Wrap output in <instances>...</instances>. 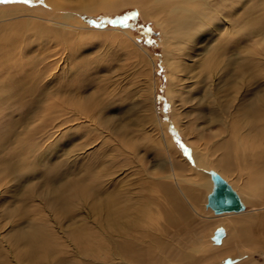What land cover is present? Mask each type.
Wrapping results in <instances>:
<instances>
[{
    "label": "bare ground",
    "instance_id": "obj_1",
    "mask_svg": "<svg viewBox=\"0 0 264 264\" xmlns=\"http://www.w3.org/2000/svg\"><path fill=\"white\" fill-rule=\"evenodd\" d=\"M236 2L34 0L32 4L0 3V100L12 99L15 105L24 108L29 100V112L35 114L36 121L29 131L34 147L45 146L43 138H51L50 130L54 129L60 131L61 136L68 132L73 138H83L71 150L73 152L93 143L112 141L136 149V145L125 143L123 137L114 134L117 127L109 124V116L105 114L119 95L112 86L115 81L109 82L112 76L105 77V83L96 79L89 73L88 68H93L89 67L90 61L77 56L80 40L86 43L93 34L102 39L106 37L104 32H95L101 28L91 16L100 12L121 13L126 5L139 9L141 18L153 21L161 31V63L169 73L167 91L173 107L171 116L191 147L189 158L179 149L169 122L158 109V81L153 76L155 58L138 42L131 29L111 27L124 32L139 47L133 49L134 53L148 61L152 72V78L150 73V78L140 84L139 97L134 99L133 105L149 111L148 121L152 124L161 166L155 173H146L158 181L154 180L159 186L156 196L146 195L131 202L125 195L116 197L94 188L113 172L118 162L109 163L100 158L95 162L99 167L95 171L97 180L88 185L81 184L86 181L83 178L71 180L69 192H56L53 204L60 207L57 213H68V210L73 211L69 208L73 201L77 205L90 201L92 206L85 202V212L94 211V221L102 230L105 227L118 229L119 241L111 242L108 237L103 240L96 230L85 224H79L80 231L73 233V240L53 238L55 235L50 232L46 218L31 223L25 234V221L9 219L12 212L2 208L7 195L5 181L14 168L10 158L17 150L6 151L3 143L7 137H0V264H94L92 260H97V264H192V253L200 248L187 245L186 249L181 243L175 251L171 237L187 234V225L194 221L195 213L199 217H210L196 204L202 189L211 191L210 211L225 215L232 227L227 231L220 229L215 244L222 236L229 235L244 248L239 253L237 249L231 264H264V95L252 100L248 94L253 79L264 82V30L258 25L249 27L248 22L244 27L235 28ZM23 25L25 30H20ZM223 25L228 34L218 31ZM245 30L250 33L238 34ZM20 31L25 33V45L41 46L35 73L25 69L24 75L20 62L25 64V61L16 58L17 54L25 55L27 51L24 47L17 49L16 34ZM251 33L256 37L254 41ZM218 35L221 38L217 45L210 46L207 38ZM241 37L247 42L241 44ZM65 64L69 79H62L68 74ZM138 73L141 75L140 71ZM20 74L23 76L19 77ZM29 75L33 79L25 86ZM119 77L120 74L117 80ZM54 81L58 85L47 91V86ZM222 87H226V94L221 92ZM129 93L123 95L127 100L132 99ZM213 123H221V127L207 132ZM63 127L67 129L62 131ZM92 169L88 167L91 176ZM181 170L190 173L185 176ZM170 179L175 181L180 195L171 186ZM222 184L238 199V204L231 209H216L211 204ZM163 199L166 204L161 203ZM82 219L86 221V217ZM9 224L10 228L5 231ZM227 238L217 243L221 255L216 264H227L228 256L223 252L229 242Z\"/></svg>",
    "mask_w": 264,
    "mask_h": 264
},
{
    "label": "rangeland",
    "instance_id": "obj_2",
    "mask_svg": "<svg viewBox=\"0 0 264 264\" xmlns=\"http://www.w3.org/2000/svg\"><path fill=\"white\" fill-rule=\"evenodd\" d=\"M137 13L138 16L136 15ZM234 13L236 18L233 25L235 28L244 27L245 22H248L249 27L254 28V26L258 25L264 30V0H237ZM124 16L129 17L127 27L107 23L109 20H117ZM91 20L97 26L103 25L98 26L101 29H95V32H104L106 37L102 39V37L99 38L96 34H93L88 37L89 39L86 40V43L80 40L77 56L80 59L90 61L89 67L93 68H88L89 73L96 77V79L99 78L105 83V77L112 76L109 82L115 81L112 86L116 88V93L119 95L116 96L117 101L108 106L109 111L108 109L105 110V114L107 113L109 116V124L118 129H115L114 134L123 137L125 143L131 142L133 145H136V149H133V146L127 147L125 144L121 145L119 141H112L105 144L101 142L93 143L73 152L71 150L77 147L76 145L83 138L81 136L80 138L78 136L73 138L74 136H71L68 132H66L65 136H61L62 133L54 131V129L50 130L51 134H53L51 138H43L42 141L45 146L42 145L43 147H40L37 145L34 147L32 143L33 138H29V131L36 124V121H34L35 114L29 112V100H27L26 103L28 104H25V108L15 105L12 99L7 101L5 99L0 100V137H7L4 139L5 143H3L6 146V151L11 150V152H16L17 150L16 154L10 158L11 166L14 168L8 172L5 181L7 195L2 208L9 209L12 212V216L9 219L14 218L19 222L25 221V234L30 229L31 223L46 218L50 225V232L55 235L53 238L58 237L64 241L73 240V233L80 231L79 224H85L96 230L101 239L104 240L105 237H108L111 239V242L117 243L120 239L118 229L105 227L102 230L101 227L96 225V221H94V217L92 216L94 211L92 210L91 214L85 212L87 209L84 206L85 202L91 205L90 201H81L79 205L73 201L69 206V208H73V211L68 210V213H57L56 210H59L60 207L58 208L56 203L53 204L56 192L60 190H67L65 191L66 193L69 192L72 185L70 186L68 183L72 182L75 178H80V180L82 178L86 179V181H83L84 183H81L83 185H88L90 181L97 180L98 178H95L97 172L95 171L99 167H97L95 162L100 158L101 161L107 159L109 163L118 161L115 164L113 172L103 178L100 185L94 187L100 189L102 192H106V194L115 195L116 197L125 195L131 202H137L139 198L146 195H154L155 197L157 193L155 190L159 187L158 183L154 184V180L157 181V179L148 177L146 173L149 171L155 173L161 166L154 144L155 135H153L154 132L151 130L152 124L148 121L149 111L144 107L133 105L134 99L139 97L137 90L141 86L140 84L147 77L150 78L151 76L152 78V72L149 69L148 61L145 62L137 52L134 53L133 49L139 47L124 32H118L111 27L117 26L122 29H131L138 42L153 55L155 58L153 76L158 81L156 85L158 109L169 122L171 133L176 140L175 142L186 157L190 158L191 147L187 144L185 137L181 135L171 116L173 107L170 93L167 91L169 73L166 70V66L161 63L163 48L159 41L160 29L158 30L153 21H144L141 18L139 9L133 5H126L121 9V13L120 11L116 13L114 11V13L109 15L105 12H100L91 16ZM20 30H25V25L20 27ZM218 31L222 32L221 34H228L225 25L218 27ZM245 32L248 33L249 31H241L238 34L242 36ZM16 35L19 46L17 49L21 47L27 49V51L25 50V55H16V58L20 61H25V64L20 62L24 67L22 72L25 75V69H29L30 72L35 73L37 65H39L38 59L41 56V46L39 47L35 44L25 45V33H21V31L17 32ZM220 38V35L209 37L207 38V43L212 46L218 43ZM250 38L253 40L256 37L251 33ZM242 42H247L246 38L243 39L241 37L240 43L243 44ZM216 49L218 50L219 48ZM109 62L111 63L110 65L108 64ZM65 68H67L66 64L64 65ZM65 70L68 74L62 79H69V70ZM138 71L141 72V75ZM118 74L121 77L117 80L116 76ZM22 76L23 74H20L19 77ZM29 78H25V86L29 85L31 83L30 80L33 79L31 75H29ZM150 81L153 83V80L150 79ZM57 85V81H54L47 86L46 90H53ZM225 88L222 87L221 92L226 94ZM15 92L18 93L19 90H15ZM127 92H130L129 96H132L131 100H127L123 96ZM248 94L252 100L258 98L260 95H264V82L260 83L257 79H253ZM101 98L104 97L101 95ZM104 101L107 100L105 99ZM219 127H221V123H213L206 130L207 132L216 131ZM66 129L63 127L62 131ZM18 133H21V135ZM90 166L93 167L92 176L88 172V167ZM180 173L188 176L190 172L181 170ZM170 183L179 194L175 181L170 179ZM210 193V190L206 191L202 189L199 191L201 196L196 201L199 209L207 212L210 217H199L195 213L193 216L194 221L189 226L187 225V234L181 235L180 233L173 235L171 237V245L175 251L179 249L181 243L184 247L186 245V249L187 245H196L200 250L192 253L194 256L192 264H214L221 255L217 243H222L223 239L228 237L227 240L229 242L226 246L223 245L226 249L223 252L225 256H228L227 264H231L233 260L232 256L237 249L239 253L244 248L241 246L240 241L229 235H226L224 238L222 236L215 244L217 232L220 229H226L227 231L232 227L227 222L225 215H216L215 212L212 213L210 211L208 203ZM161 203L166 204V200L163 199ZM77 207L80 208L79 211ZM76 215L78 216L75 217ZM101 216L99 214L98 218L100 219ZM84 217H86V221L82 219ZM96 217L95 215V219ZM9 228L10 224L5 226V231ZM214 233L216 238L214 237L213 239ZM69 244L71 243L69 242ZM112 251L115 252L114 247ZM75 258L81 259V256H75ZM114 258L117 261V258ZM92 261L94 264H97V260Z\"/></svg>",
    "mask_w": 264,
    "mask_h": 264
},
{
    "label": "water",
    "instance_id": "obj_3",
    "mask_svg": "<svg viewBox=\"0 0 264 264\" xmlns=\"http://www.w3.org/2000/svg\"><path fill=\"white\" fill-rule=\"evenodd\" d=\"M211 204L216 209H231L238 204V199L231 194L228 186L222 184L217 195L211 200Z\"/></svg>",
    "mask_w": 264,
    "mask_h": 264
},
{
    "label": "snow or ice",
    "instance_id": "obj_4",
    "mask_svg": "<svg viewBox=\"0 0 264 264\" xmlns=\"http://www.w3.org/2000/svg\"><path fill=\"white\" fill-rule=\"evenodd\" d=\"M34 2V0H0V3H22V4H32ZM138 16V13L136 14ZM129 17L128 16H124L121 17L117 20H109L107 21V23L112 24V25H118L121 27H127V21H128ZM98 26H103L98 25Z\"/></svg>",
    "mask_w": 264,
    "mask_h": 264
}]
</instances>
